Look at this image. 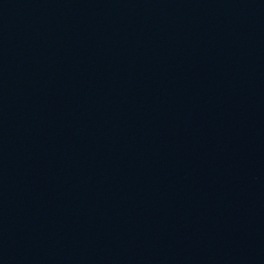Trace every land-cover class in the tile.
<instances>
[{
	"label": "water",
	"instance_id": "95a60500",
	"mask_svg": "<svg viewBox=\"0 0 264 264\" xmlns=\"http://www.w3.org/2000/svg\"><path fill=\"white\" fill-rule=\"evenodd\" d=\"M0 264H264V0H0Z\"/></svg>",
	"mask_w": 264,
	"mask_h": 264
}]
</instances>
